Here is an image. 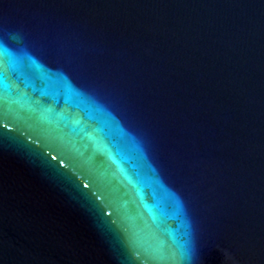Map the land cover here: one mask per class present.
I'll return each instance as SVG.
<instances>
[{"label": "water", "instance_id": "obj_1", "mask_svg": "<svg viewBox=\"0 0 264 264\" xmlns=\"http://www.w3.org/2000/svg\"><path fill=\"white\" fill-rule=\"evenodd\" d=\"M0 264H264V0H0Z\"/></svg>", "mask_w": 264, "mask_h": 264}]
</instances>
